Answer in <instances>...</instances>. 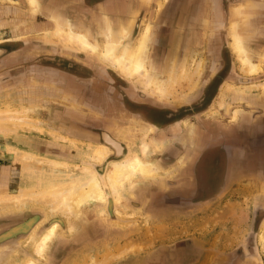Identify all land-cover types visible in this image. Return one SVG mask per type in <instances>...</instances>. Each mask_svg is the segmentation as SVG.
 <instances>
[{"label": "crops", "instance_id": "crops-1", "mask_svg": "<svg viewBox=\"0 0 264 264\" xmlns=\"http://www.w3.org/2000/svg\"><path fill=\"white\" fill-rule=\"evenodd\" d=\"M37 3L34 12L40 16L34 15L41 23L53 30L61 25L82 31L97 53L68 47L59 40L62 52L44 56L52 59L47 62L49 66H22L42 54L35 44L12 49L1 58L5 69L3 97L33 110L34 114L45 109L39 117L54 127L53 133L70 142L51 140L47 148V143L37 138L19 137L16 143L19 149L36 153L45 149L76 161L85 148L99 144L97 131L109 132L125 145V150L129 153L136 150L139 155L144 131H149L148 136L153 132L173 136L171 139L177 138L181 145L159 147L161 162L156 164L159 176L137 179L120 191L118 199L105 180L106 167L105 182L101 184L105 202L98 203L102 213L93 211L83 216V222L65 234L64 244L56 243L50 248L49 264H57L56 251L65 254L64 264H88L91 258L97 264L260 261L264 252V241L261 243L264 222L260 223L264 220L261 86L264 75L256 82L252 81L255 75L246 73L250 77H245L232 42L234 35L241 37L250 50V62L264 70V0H249L247 12L245 0H37ZM245 19L257 30L255 35L245 33ZM146 28V67L161 85L184 75L185 81L192 77L191 83L193 77L197 82L199 76L200 83L207 75L200 84L202 94L225 68L226 60H230L225 78L217 84L208 106L162 124L154 117L158 111H172L169 105H160L153 97L136 92L133 85L107 83H113L117 77L124 81L127 78L99 58L105 43L114 42L116 53L127 55L135 49ZM194 60L200 61L201 71L190 67V61ZM95 96L107 100L110 108L96 103ZM184 123L192 126L190 135ZM166 151L174 159L168 157L164 162ZM222 153L225 164L220 169L217 154ZM176 157L182 161L176 163ZM9 211L8 216L13 219L31 212ZM255 220L259 221L257 230L253 229ZM39 228L36 224L25 237L35 235ZM254 230L258 233L256 242L247 245ZM79 252L81 256H77ZM28 255L38 261L31 253Z\"/></svg>", "mask_w": 264, "mask_h": 264}, {"label": "rangeland", "instance_id": "rangeland-1", "mask_svg": "<svg viewBox=\"0 0 264 264\" xmlns=\"http://www.w3.org/2000/svg\"><path fill=\"white\" fill-rule=\"evenodd\" d=\"M35 5L37 8L38 7L37 6L38 5L37 0H36ZM247 9L249 10V8H247ZM35 11H37V9ZM35 13L37 14V12L33 11V8L29 4L28 0H0V48H4L7 51H11L12 49H15V48H28V47H34L36 45V46H39V48L41 49L42 54H39L36 58H34V60H31V61L26 62V63L23 62L22 66H25L27 68L32 67V66L33 67L40 66V65L41 66H49L50 64L47 62H49L52 59H49V57L44 58V56L45 55L48 56V54H50L54 51H56V53L62 52L60 49V45H61L60 41H59L60 39H58L54 35V30L51 29L48 25H46L44 22L41 23V21L39 19H37V16L38 17L40 16L39 13L37 14V16L34 15ZM33 16L36 18V21H34L35 19L32 18ZM247 28H249L248 31H247ZM245 30H246L245 33L249 34V35H255L257 33V30L253 26H252V28L245 27ZM50 39H52L53 42H51ZM27 42H28V44H27ZM241 42H242L241 43L242 48H244L243 49L244 55L248 58L249 57L248 52L250 50L248 51V49L246 47V43L244 44L243 40H241ZM232 49L239 59L238 53L236 51V46L234 44H232ZM39 51L36 53H39ZM1 58H2V56L0 57V60H2ZM262 58H264V57H262ZM248 60L250 62L249 58H248ZM190 62H191L190 64H192V65H190V67L193 66L192 68H196V67L198 68V64L200 61L194 60V61H190ZM250 64H254V63L250 62ZM1 65L2 64L0 62V113L5 112V111L11 112L10 114H13L17 117L22 118L17 123L22 124L24 126L29 125L32 128H39L42 130V132L39 133V132H36L34 130L24 129L23 128L24 126L23 127L17 126L16 128L14 127L15 128L14 130H12L9 133H5V134L0 130V194L18 193L20 190H23L24 192H29L32 190L45 189V188L53 185L56 181V177L51 176L49 174H34V173H28V172L23 171L20 167V164L13 158V156L10 155L9 151H7L8 150L7 147L13 148L15 150H22V151L28 152L31 155H35V156H38V157L46 159V160H52V159L54 160L55 159L57 161H61V162H64V163H67L70 165L90 166L96 172V174H97V176H98V178L102 184V182L104 181V179H103L104 174L98 173L95 170V168L98 169V171L102 170L103 166L105 165V162L108 160L107 158H109L111 155V150L109 149L110 150L109 156L103 162L93 163V161H91L88 158V155H89V151H91L95 146L99 145L98 143L92 144L91 145L92 147L88 150L85 148L84 153L80 154L76 161L75 160H67L65 156L60 155V154L56 155L55 153H50L48 150H45V149L41 150L39 153H36V151L31 150V149H25V150L19 149L20 146L16 145V143L18 142L17 138H19V137H26L28 140H30V139L33 140L34 138H37V139L41 140L42 142L47 143L48 146H45L47 148H49V142L51 140L57 141V143H59V142L60 143L61 142L62 143H65V142L70 143V142H69V140L67 141L65 138H63L59 134L53 133L54 127L50 123H47V121H45L44 117L43 118L39 117L40 116L39 113L41 111H46L45 109L34 114L33 110L24 109L23 107H20L19 105H17L14 101H11V100L9 101L3 97L4 93L2 91V88L4 87L3 86L4 82H3V78H2V73L5 69H4V66H1ZM229 65H230V60H226V66L224 68L225 70H223L224 71L223 75H221L220 78H218V80L213 83L214 85H217L218 81H220L221 78L222 79L225 78V71L229 68ZM255 65H257V64H255ZM258 67L261 68V66H259V65H258ZM240 68H241V63H240ZM197 70L199 72V71H201V68H198ZM259 73H261L260 75H262V76L259 77L256 74L254 77L255 79H252V81L256 82L259 79H261L264 75V70L260 69ZM246 75L247 74L245 72V77H250V76H246ZM117 78L118 79L115 80L113 83L108 82V81H107V83L112 84V85H115V84L121 85L122 87H125V85H127V84L131 85V86L133 85V88L136 90V92H139L140 94H143V95L147 94L149 97H153L154 101L159 103L160 105H164V104L169 105L171 107L169 109H171V110L180 109V107H185V106H182V104L190 103V101H192V106H195L196 105L195 103H199V105L197 107L195 106V108L197 110L198 109L201 110V109L205 108V106H208L209 98L211 97V95L215 91V88H209V91H207L206 93L204 92L205 93L204 96L200 93V84L203 83L202 81L205 78H207V75L204 78H202L200 83H199V81H200L199 76L196 78L197 82H196L195 78L193 77L194 83L190 82V79L192 80V77H190V79L188 81H185V79H184L185 75L184 76H177L172 81L170 80L168 85L165 83H162V86L166 89V95L167 96L165 95L164 98L160 99L157 96H155V94L150 89H146L145 85L142 83V81L139 78H132V79L127 78L125 80L126 82L124 80L120 79L119 77H117ZM123 79H124V77H123ZM155 80H156V78H155ZM157 82L160 83L159 81H157ZM116 88H118L120 90L119 86ZM193 89H196V91ZM140 91H143V92H140ZM117 95L119 96V94H117ZM94 98H95L94 101L96 103L104 104L107 108H110L109 102H107V100H105L101 97H97V96H95ZM193 99H195V100H193ZM198 101H201V102H198ZM193 103H194V105H193ZM195 108L192 107L191 109L190 108L186 109V111L182 110V111H179L177 113H174L173 116L169 120L165 119L164 122L167 123L168 121L174 120L175 118H180V116H182L184 114H188L189 112H193L194 110H196ZM41 113H43V112H41ZM161 116H164V113L161 114ZM2 119L5 120V118L0 117V121ZM162 123H163V121H162ZM182 127H184L183 124H182ZM185 127H187V133L190 135L192 132V129H191L192 126L189 125V123H187V124H185ZM171 137H173V136H168L165 133L161 134L158 132H153L151 135H149L147 137V141H152V139H154L155 141L158 140L157 141L158 147L159 146L161 147L163 144L164 145L166 144V146L169 145L168 147H170V148L176 147V146H181L179 144L180 141H178L177 138H174V140H172ZM177 137L179 138L180 136L177 135ZM61 138H63L64 140ZM160 138H161V140H159ZM85 146H87V145H85ZM127 152H128V150H126V153ZM134 152L135 153H133V152L129 153L126 157L132 158L135 155H138L136 150ZM150 155L151 156L153 155L154 158L157 157V155H158L157 148ZM150 155H149L148 161L151 160ZM108 166H107V168H108ZM106 172H107V169H106ZM106 174L107 173H105V180L107 181ZM107 184H108V181H107ZM108 186H109V184H108ZM97 206H100V205L95 204L94 207H97ZM9 208H10V210L13 208L12 211H15L17 214L20 211H22V213H23V211H25V209L30 210V211H34L36 209H41L38 211H40L41 216L43 217V220H42L43 223L49 221V219L51 217L58 216V218H60L62 220L63 224L59 225V226L57 224V230H56V233L54 234V236L52 237V239L54 237H56V238H54L53 240L51 239L52 240V241L50 240L51 242L49 241L50 243L47 244L48 248H46L44 250L42 256L39 257V256L34 255L33 244L36 241V239H34L35 238L34 234L33 235L31 234L30 236L24 237L23 239H21V241H18L19 244L21 243L19 246L22 249H24V252H23V250H20L21 248H18L16 251H8L7 247H5V248L0 247V264H26V262L29 259H32L28 255L30 253H31V255H34L38 259L36 264H47L45 262H47V259H49V256H51V255H49L50 254L49 250L52 247L55 239H58L62 243H65L64 242L66 239L65 234L73 232L75 225L77 223H82L83 222V216L87 215L89 213L88 212L87 214L82 215L79 219L74 220L72 222V224H73L72 229H69L67 226L66 218L60 213H53L51 211L52 204H50V203H45L44 201H40V202H31L30 201V202L23 204L22 206H19V207L12 205V204L11 205L8 204V206H7L6 203H2V204H0V221L4 217H6L5 215L7 213L10 212V211H8ZM54 223H56V222H54ZM57 233H58V235H57ZM2 240H3V238L0 236V242ZM57 242H59V241H57ZM81 255H82V253H80V252L77 254V256H81ZM59 256H61V255H59ZM64 259H65V257H63V256L61 258H59V260H61V261H63ZM88 264H97V262L93 258H91V261H89Z\"/></svg>", "mask_w": 264, "mask_h": 264}, {"label": "bare ground", "instance_id": "bare-ground-1", "mask_svg": "<svg viewBox=\"0 0 264 264\" xmlns=\"http://www.w3.org/2000/svg\"><path fill=\"white\" fill-rule=\"evenodd\" d=\"M28 1L33 11H35L37 9L35 5L36 0ZM81 32L74 31L69 27L57 25L54 30V35L69 47H76L90 54H96V47L91 44L87 37ZM147 33L148 28L145 29L137 46L131 53H127V55L117 54L116 44L108 41L103 46L102 51L99 52V57L105 63L117 69L124 77L128 79L139 78L146 89H150L155 96L162 99L166 95V89L155 80L154 76L146 67L144 49ZM241 40L242 38L236 34L233 36L232 42V44L236 46L241 68L249 75H256L261 68L258 67V65L250 64L248 58L244 55V48H242ZM261 86L264 90V83ZM10 113L11 112L8 111L0 113V117L5 118V120L2 119L0 121V130L4 134L11 132L17 126H24L17 123L22 119L21 117H17ZM233 114L236 116L237 111L233 112ZM23 128L34 130L39 133L42 132L41 129L32 128L29 125H25ZM173 131H176V129H173ZM142 135L140 142L141 155L138 154L132 158L125 157L121 160H112L107 168L106 177L109 188L111 192L117 196V199L120 195V191L126 186H132L137 179L154 178L155 175H159L155 163L153 161H148L149 155L152 154L156 148L158 149L160 147H158V140L155 141L152 139V141H147L148 133L143 132ZM159 140H161V138ZM7 149L10 155L20 164L23 171L34 174H49L55 176L56 181L53 185L45 189L32 190L29 192L20 190L18 193L0 194V204L6 203L7 206L8 204H12L19 207L30 201H44L45 203H50L52 204L51 211L53 213L62 214L67 220L68 228L72 229V222L74 220L87 214L95 204L97 205L98 203L102 204L105 202V193L101 186V182L96 172L90 166L70 165L55 159L46 160L22 150H15L10 147H7ZM109 152V148L105 145L95 146L89 151L88 158L93 161V163H101L109 156ZM98 210L101 212L102 208H98ZM56 230L57 223H52L34 242L33 250L35 256L40 257L43 255L47 244L56 233ZM26 264H36V262L32 258L29 259Z\"/></svg>", "mask_w": 264, "mask_h": 264}, {"label": "flooded vegetation", "instance_id": "flooded-vegetation-1", "mask_svg": "<svg viewBox=\"0 0 264 264\" xmlns=\"http://www.w3.org/2000/svg\"><path fill=\"white\" fill-rule=\"evenodd\" d=\"M248 1L249 0H245V12H247L248 11ZM247 2V3H246ZM247 19H245V23H247V26L246 27H252V23L250 22H248V21H246ZM247 30H249V28H247ZM3 49L4 48H0V54L3 52ZM6 50V49H5ZM224 52H225V50H223ZM8 51L6 50V53H7ZM6 53H4L3 55H2V57L6 54ZM263 66V65H262ZM223 70H225L224 68H223ZM221 71L219 74H217L213 79H212V81L210 82V84L207 86V88L203 91V93H202V95L204 96V94L207 92V91H209V88H215V91H214V93L211 95V97L209 98V102L208 103H210L211 101H212V99H213V97L215 96V92H216V90H217V85H214L213 83L215 82V81H217L218 80V78H220V76L221 75H223V72L224 71ZM222 79V78H221ZM221 79H220V81H218V83L219 82H221ZM242 80V78H240L239 79V81H241ZM241 82H243V80L241 81ZM217 83V84H218ZM215 86V87H214ZM205 92V93H204ZM203 100V99H202ZM198 102H201V101H198ZM129 103V102H128ZM196 105V107L199 105V103H195ZM132 105V104H131ZM193 105H194V103H193ZM182 106H185V107H180V109H174V110H172V111H169V110H167V109H165V110H161L160 112L158 111V110H156L155 112H157V115L154 117L156 120H160V122L162 123V121H163V123L162 124H164L165 122H164V120L166 119H170L172 116H173V114L174 113H177V112H179V111H186V109H188V108H192V107H194L195 108V106H192V103H187V104H182ZM188 106V107H187ZM196 109V108H195ZM199 110V109H198ZM198 110L196 109V110H194L193 112H198ZM167 111H169V112H167ZM193 112H189L188 114H184V115H182V116H180V117H185V116H187V115H191ZM164 113V116H161V114H163ZM153 118V117H152ZM153 118V119H154ZM150 120H151V118H150ZM156 126V125H155ZM158 126H160V127H162V125L161 124H159ZM149 131H144V133H148ZM143 134V133H142ZM97 136L99 137V145H105V146H107L110 150H111V155H110V157L109 158H107L108 160L105 162V165L103 166V168H102V170L101 171H98V169H96L95 168V170L98 172V173H101V174H103L102 172L104 171V169L108 166V164L112 161V160H116V159H119V158H123L125 155H128V154H125L126 153V150H125V145L122 143V142H120L119 140H117V139H115L109 132H104V131H97ZM164 145V144H163ZM165 147H166V144H165ZM156 150V149H155ZM127 153H129V152H127ZM157 153H158V155H157V157H153V155L151 156V160L150 161H154L156 164L158 163V164H160V162H161V158H159V156H160V153L161 152H159V148L157 149ZM171 158V159H174V157H172V156H167V151L165 152V155H164V162H167V158ZM149 158V157H148ZM217 158H219L218 159V163H219V168L220 169H222L223 168V165L225 164V156H224V154L222 153V155H220V154H217ZM175 162L176 163H178V162H181L182 161V159H181V157L180 158H178V157H176L175 158ZM202 164V160H201V158H200V160L198 161V164ZM155 164V165H156ZM200 164V165H201ZM159 175H155V177H158ZM128 187V186H127ZM95 206V205H94ZM94 206H92V208L90 209V211L89 212H97V213H102V211L101 212H99L98 211V208H100V207H94ZM13 209V208H12ZM11 209V210H12ZM10 210V208L8 209V211ZM38 210H41V209H36V210H34V211H31V212H29V213H27L28 215L26 216H22L21 214V217L20 218H18V219H13V218H11V216H8V214L9 213H7L5 216L6 217H4L1 221H0V236L3 238V240L0 242V247H2V248H5V247H7V250L8 251H16L18 248H21L19 245L21 244H19V242L18 241H21V239H23L24 237H25V235H26V233L30 230V229H32V228H34V226L36 225V224H39L40 225V228L38 229V230H36V234L34 235V239H36L37 240V238H39L41 235H42V233L52 224V223H54V222H56L57 224H58V226L59 225H62L63 224V222H62V220L60 219V218H58V216H54V217H51L50 219H49V221H47V222H45V223H43L42 222V220H43V217L41 216V213H40V211H38ZM19 215V216H20ZM263 215V214H262ZM85 216V215H84ZM14 220V222L13 223H11L10 221L11 220ZM259 221H257L256 222V220H255V223H254V228L253 229H255V230H257V227H256V225H257V223H258ZM264 222V220H261L260 221V223H263ZM11 223V224H10ZM43 224V225H42ZM252 231V233L249 235V237L247 238V245H250V246H252L253 244H255V242H256V239H257V237H258V233H254V232H257V231ZM260 230V229H259ZM37 232L38 233H41L40 235L39 234H37ZM57 235H58V233H57ZM56 235V236H57ZM54 238H56V237H54ZM53 238V239H54ZM52 239V240H53ZM51 240V241H52ZM50 241V242H51ZM57 241H59V242H57ZM255 241V242H254ZM264 241V239L262 238L261 239V243ZM49 242V243H50ZM56 243H58L59 245H61V244H64V243H62L60 240H58V239H55V241L53 242V245H55ZM52 245V246H53ZM62 247H64V245H62ZM46 248H48V245H47V247ZM262 249L264 250V246L262 247ZM20 250H23V252H24V249H20ZM54 253V252H53ZM236 254H238V253H236ZM50 255V254H49ZM59 255H61V256H59ZM55 258L57 259V264H64L65 263V259L63 260V261H61V260H59V258H61L62 256L63 257H65V254L64 253H61V252H57L56 251V253H55ZM50 257V256H49ZM234 257H235V259H237V257H236V255H234ZM50 259V258H49ZM49 259H47V262H45V263H47V264H49ZM228 264H229V262H227ZM256 264H264V252H263V257H262V259L260 260V261H258V262H256Z\"/></svg>", "mask_w": 264, "mask_h": 264}, {"label": "water", "instance_id": "water-1", "mask_svg": "<svg viewBox=\"0 0 264 264\" xmlns=\"http://www.w3.org/2000/svg\"><path fill=\"white\" fill-rule=\"evenodd\" d=\"M4 53H6V50H5V49H3V52L0 54V57H1Z\"/></svg>", "mask_w": 264, "mask_h": 264}]
</instances>
